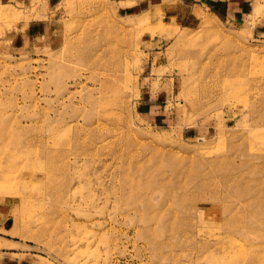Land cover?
<instances>
[{
  "label": "rangeland",
  "instance_id": "obj_1",
  "mask_svg": "<svg viewBox=\"0 0 264 264\" xmlns=\"http://www.w3.org/2000/svg\"><path fill=\"white\" fill-rule=\"evenodd\" d=\"M0 187V264H264V0H0Z\"/></svg>",
  "mask_w": 264,
  "mask_h": 264
},
{
  "label": "bare ground",
  "instance_id": "obj_2",
  "mask_svg": "<svg viewBox=\"0 0 264 264\" xmlns=\"http://www.w3.org/2000/svg\"><path fill=\"white\" fill-rule=\"evenodd\" d=\"M19 156H24V155H20L18 153H14L11 151L7 154V157H9L10 159L12 157H19ZM12 163L13 161H11L9 164L7 163L6 165V166H9V168L4 171V175H3L4 177H2L3 179V182L1 183L2 188L1 187L0 188L3 190L7 189L9 191L10 190L13 191L15 190V188H17L16 185L18 184L17 182L20 179L21 170L18 166L11 165ZM16 192H17V189H16Z\"/></svg>",
  "mask_w": 264,
  "mask_h": 264
},
{
  "label": "crops",
  "instance_id": "obj_3",
  "mask_svg": "<svg viewBox=\"0 0 264 264\" xmlns=\"http://www.w3.org/2000/svg\"><path fill=\"white\" fill-rule=\"evenodd\" d=\"M219 1H221V0H219ZM218 3V2H217Z\"/></svg>",
  "mask_w": 264,
  "mask_h": 264
}]
</instances>
